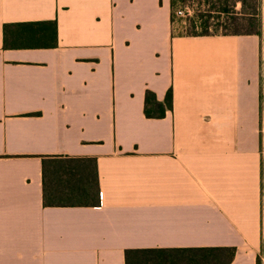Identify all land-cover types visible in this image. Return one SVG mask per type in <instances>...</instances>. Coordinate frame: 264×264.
<instances>
[{
    "label": "crops",
    "instance_id": "0c3cea01",
    "mask_svg": "<svg viewBox=\"0 0 264 264\" xmlns=\"http://www.w3.org/2000/svg\"><path fill=\"white\" fill-rule=\"evenodd\" d=\"M259 17L181 36L171 0H0V264H262L264 0Z\"/></svg>",
    "mask_w": 264,
    "mask_h": 264
},
{
    "label": "trees",
    "instance_id": "16d2710c",
    "mask_svg": "<svg viewBox=\"0 0 264 264\" xmlns=\"http://www.w3.org/2000/svg\"><path fill=\"white\" fill-rule=\"evenodd\" d=\"M194 0H171V21L174 24L176 9L181 4ZM208 9L195 19L185 34L181 36H215L260 34L261 19L259 8L261 0H205ZM240 7L238 8V6ZM173 96L169 90L164 102H159L154 93L147 91L145 113L148 117L161 118L166 110L172 109ZM148 258L153 264H230L234 248H181L148 250Z\"/></svg>",
    "mask_w": 264,
    "mask_h": 264
},
{
    "label": "rangeland",
    "instance_id": "374dc122",
    "mask_svg": "<svg viewBox=\"0 0 264 264\" xmlns=\"http://www.w3.org/2000/svg\"><path fill=\"white\" fill-rule=\"evenodd\" d=\"M192 3V1L190 2ZM194 13L192 16L176 18L173 24V29L176 34H185L189 25L190 20L195 19L201 13H205L208 9L205 0H194Z\"/></svg>",
    "mask_w": 264,
    "mask_h": 264
},
{
    "label": "built area",
    "instance_id": "2783aa9c",
    "mask_svg": "<svg viewBox=\"0 0 264 264\" xmlns=\"http://www.w3.org/2000/svg\"><path fill=\"white\" fill-rule=\"evenodd\" d=\"M193 13H194L193 1L192 3L188 2L185 4L179 5V7L176 9V12H175L177 18L192 16ZM263 69H264V53H263ZM261 96H262V104L264 106V85L262 87ZM261 262L262 264H264V255L261 256Z\"/></svg>",
    "mask_w": 264,
    "mask_h": 264
}]
</instances>
